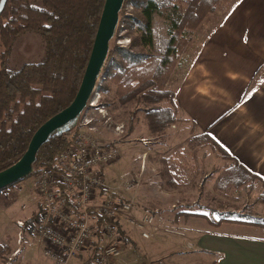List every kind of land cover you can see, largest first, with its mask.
Wrapping results in <instances>:
<instances>
[{"label":"trees","instance_id":"16d2710c","mask_svg":"<svg viewBox=\"0 0 264 264\" xmlns=\"http://www.w3.org/2000/svg\"><path fill=\"white\" fill-rule=\"evenodd\" d=\"M216 2L124 0L122 9L127 3L132 8L125 21L130 45L115 48L118 58L112 59L101 93H109L113 86L119 104L133 102L140 106L153 136L162 135L176 123L173 95L165 91V83L184 49L185 34L201 23ZM103 3L104 0H6L0 13V172L22 157L41 125L73 101L89 59ZM26 33L40 38L42 60L11 68L7 59L16 40ZM113 51L109 50L108 58ZM100 106L106 107L104 103ZM76 133V125L53 132L36 152L30 174L0 192L44 168L61 173L55 161L60 152L74 143ZM211 144L224 159L233 162L218 172L213 191L226 195L246 184L252 190L253 181H258L262 190L253 204H260L264 211V179L247 170L215 142ZM173 178V175L166 177ZM89 214L98 229L111 222L93 211ZM217 214L218 221H210L214 226L232 223L264 232V216L244 211H217ZM114 226L124 237L119 224L114 222Z\"/></svg>","mask_w":264,"mask_h":264},{"label":"crops","instance_id":"0c3cea01","mask_svg":"<svg viewBox=\"0 0 264 264\" xmlns=\"http://www.w3.org/2000/svg\"><path fill=\"white\" fill-rule=\"evenodd\" d=\"M222 1L223 11L214 14L216 23L186 36L187 43L173 70L176 123L185 129L180 123L186 118L192 123L187 131L188 140L195 135L206 137L264 179V0ZM218 155L222 162L224 158ZM187 156L162 155L158 165L148 166L145 195L141 198L154 211L147 207L146 213L133 215L153 217L154 239L141 243L140 232L133 227L129 234L131 242L136 247L137 242L143 245L139 253L150 264H186L190 260L197 264L202 259L209 264H264V234L237 232L253 227L222 223L219 227L226 231L199 228L201 221L210 219L199 211L204 208L199 201V164L185 162L183 158ZM224 160L225 167L231 165L232 160ZM130 161L127 155L121 158L117 166L122 164L124 169L117 167L116 179L132 166ZM151 169L162 170L161 177L165 179L161 189L164 195L157 198L153 196L155 179ZM169 175L174 178L166 179ZM176 206L180 210L172 212ZM181 240H187L188 245L183 246ZM123 259L134 264L126 257Z\"/></svg>","mask_w":264,"mask_h":264},{"label":"rangeland","instance_id":"374dc122","mask_svg":"<svg viewBox=\"0 0 264 264\" xmlns=\"http://www.w3.org/2000/svg\"><path fill=\"white\" fill-rule=\"evenodd\" d=\"M222 2V0H217L201 23L194 30L188 31L185 34L186 41L188 39V37L186 38L188 34L191 35L193 31H197L200 27L206 28V26L216 23L217 18L214 14L218 10L223 11ZM131 10L132 8H128L126 12L130 13ZM125 21L123 22V31L125 30V33L119 37L120 41L116 33V36L109 42V50L114 49L110 56L112 59L118 58L115 49L116 47H129L130 45L131 37L127 33ZM1 51L2 48L0 46V53ZM42 57L43 44L40 38L34 33H26L20 36L14 43L7 59V63L11 68H18L23 64L37 63L42 60ZM172 74L173 71L169 75L164 87L165 91H168L171 94L175 84V79ZM168 86L169 90H167ZM113 89L114 87L111 86V91L109 93L103 94L100 92L101 99L99 104L101 105V103H104L106 107L102 106L105 111L100 113V115L96 111L91 112L93 118L92 125L95 126L96 133L101 139L106 141L115 140L114 143L119 146L121 155L117 163L105 169L109 172L108 174H106L104 170L106 190L103 192L106 194L99 192L95 202L99 203L100 201L105 200L108 195L111 197L116 195L115 198L112 197L111 199V201L116 204V208H121L124 204L130 206L128 212L119 213L115 219V222L119 224L124 235V237L122 236L123 239H127L128 242L124 243L121 235L118 234L116 229H114L113 234L110 232L105 234L103 227L98 229L95 226L94 220L89 219V223L94 232L93 241L88 245L86 250L76 258L71 259L67 264H87L88 262L95 264L99 247H106L111 244L118 246L120 250L119 259H110L104 264H130L124 260L123 257L128 258V261H133L134 264L151 263L150 260H147L139 253L144 249L143 245H140V243L137 242L138 245L136 247V244L131 242L129 234L132 232V223L141 220L144 216H135L133 213H146L145 210H147L146 208L148 207L142 199L145 195L143 191L146 185L145 173L150 164L152 165L153 163L156 165L159 163L160 156L162 155L183 153L188 155L183 158L186 160L185 162H191L195 166H198L199 164V183L201 185V193L200 198H198L204 206V208L199 211L206 215L210 220L213 219L212 221H218L217 211L240 213L244 211L245 213H250L255 216H264L262 206L260 204H253L254 199L261 192L260 189H262L258 181H253L254 187L252 190H250L247 187L248 184H246L241 188L233 191L231 190L226 195L218 194L213 191L215 178L217 177L218 172L225 168V165H223L225 162L223 161L227 160L222 159V162L218 160L220 156L213 148L210 140L199 135L191 136L190 140H188L189 137L187 131L192 123L184 118V122L180 123V125H183L185 129L179 128V124L175 123L162 135L153 136L147 129L145 115L139 110L140 106L133 102L125 105L119 104L113 95ZM161 105L166 106L165 103H161ZM75 124L76 122H73L69 127H72ZM117 127H119V130H116ZM124 155H127L129 159H131L130 162L132 166L127 167L126 171L116 179L114 171L117 170V167L119 169H124L122 164L121 166H117ZM144 164L145 166L143 167ZM232 164L233 162H231V165ZM151 170L153 171L155 179L153 196L157 198L158 195H164L161 189L162 181L164 182L165 179L162 180V170ZM136 172L139 173L138 176L136 175ZM40 206V199L34 193L32 188L31 176L0 192V246L2 247L0 264H51L42 255V244L34 236L32 223H26L28 220L33 222L40 211ZM179 210L180 209L177 206L171 209L172 212ZM153 211L154 209L150 210V212ZM159 212L160 210H158L156 214ZM210 220L201 221L199 228L219 232L226 231V229H224L225 227H219L220 225L214 226ZM17 222H22L23 226L19 227ZM152 226L153 222L147 229L149 238L139 239L141 243L147 244L150 243V241H153L154 238L151 233ZM168 228H171V225H168ZM237 232L243 235L264 234L262 229L255 227L252 229L242 228L241 231ZM181 242L183 246H186L187 240H181L180 243ZM159 247L158 249H160ZM136 254H138V256ZM185 263L192 264L193 262L190 260ZM197 264L209 263L202 259L200 262H197Z\"/></svg>","mask_w":264,"mask_h":264},{"label":"built area","instance_id":"2783aa9c","mask_svg":"<svg viewBox=\"0 0 264 264\" xmlns=\"http://www.w3.org/2000/svg\"><path fill=\"white\" fill-rule=\"evenodd\" d=\"M128 8L131 9L129 3L123 8L124 11L121 9L123 14H119L114 37L116 33L118 38L125 33L123 22L128 15ZM111 66L112 58L107 57L94 90L76 121L74 143L57 156L55 163L62 172L52 173L44 168L31 176L33 191L41 204L32 222L33 233L42 244L43 257L51 264H67L93 241L90 211L109 219L111 222L102 226L103 231L113 234L116 217L130 210V206L125 204L116 208V204L109 199L95 202L98 193L106 190L104 170L117 163L121 155L119 146L113 141L99 138L92 125L91 112L96 111L100 115L105 111L99 104L100 92ZM152 222L153 217L146 214L132 224L143 239H148L147 229ZM17 225L23 226L22 222H17ZM119 256L117 245L100 246L95 264H104L110 259H119Z\"/></svg>","mask_w":264,"mask_h":264},{"label":"water","instance_id":"95a60500","mask_svg":"<svg viewBox=\"0 0 264 264\" xmlns=\"http://www.w3.org/2000/svg\"><path fill=\"white\" fill-rule=\"evenodd\" d=\"M5 3L6 0H0V13ZM123 3L124 0H104L89 59L73 101L41 125L32 136L22 157L0 172V190L27 177L31 172L36 152L47 138L60 128L69 127L77 121L104 67L109 42L114 37Z\"/></svg>","mask_w":264,"mask_h":264}]
</instances>
